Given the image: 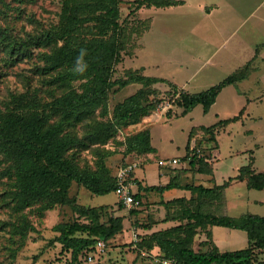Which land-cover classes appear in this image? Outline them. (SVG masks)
<instances>
[{
	"label": "rangeland",
	"instance_id": "obj_1",
	"mask_svg": "<svg viewBox=\"0 0 264 264\" xmlns=\"http://www.w3.org/2000/svg\"><path fill=\"white\" fill-rule=\"evenodd\" d=\"M156 1L123 0L120 3L118 55L109 75L112 80L132 75L155 76L161 80L152 84L144 81L115 84L108 91L107 113L100 107L93 120L68 126V132L82 141L69 153L80 166L94 170L103 158L112 177L121 164L138 161L135 180L139 186L143 180L146 187L148 182L165 181L161 170L165 173L189 166L182 161L188 153V145L193 147L202 141L201 147L209 162H216L215 179L209 181L211 185L224 184L230 178L234 180L227 188L230 215L246 212L264 215V188H249L244 181H235L245 166L264 170V0H179L182 3L172 7L158 6ZM62 2L0 0V102L12 93L37 90L48 108L53 96L63 91L57 83L50 84L60 70L50 69L46 58V53L61 42L47 41L44 35L59 22ZM221 59L226 62L215 65L216 60ZM234 73L239 80L225 86L208 111L199 103L183 113L182 92L206 90ZM83 82L85 80L74 79L71 83L81 90ZM141 89L147 93L143 102L153 106L140 120L123 124L114 134L105 135V139V136L85 138L96 121L113 118L116 106ZM244 107L240 120L221 127L215 133L216 140H209L208 126L239 115ZM145 129L151 131L153 150L131 149L128 138ZM174 158L179 162L173 163ZM2 168L0 166V170ZM142 175L146 180L139 179ZM10 182L8 176L0 178V264H164L161 260L165 252L159 245L149 250L143 248L152 233L165 230L161 191L141 193L142 203L134 207L122 202L116 191L95 194L74 181L70 196L74 197L76 205L104 207L99 223L110 225L111 218L115 221L114 218H119L122 224V228L108 238L104 258L89 263L81 259L85 258L83 251L76 254L61 237L74 231L78 224L95 226L92 217L72 204L47 209L31 205L21 213L33 227L28 229L25 239L20 238L14 229L19 223L12 225L17 221V212L6 194L11 188ZM76 234L93 240L89 250L93 249L97 238H105L95 229L90 232L80 228ZM224 234L217 229V236L224 238ZM238 239L233 244L223 239L220 245L224 243L228 250L244 247L245 242L241 237ZM136 241L142 243V250H137ZM110 249L115 250L113 254Z\"/></svg>",
	"mask_w": 264,
	"mask_h": 264
},
{
	"label": "trees",
	"instance_id": "obj_2",
	"mask_svg": "<svg viewBox=\"0 0 264 264\" xmlns=\"http://www.w3.org/2000/svg\"><path fill=\"white\" fill-rule=\"evenodd\" d=\"M123 0H63L60 19L44 33L47 41L54 40L61 44L52 52L46 53L48 67L59 69L52 77L51 83H57L63 91L53 96V101L46 108L37 90L12 93L8 99L0 102V178L8 176L11 188L6 191L14 203L17 212L16 234L25 239V234L33 226L21 212L28 206L39 205L41 209L52 208L58 204H72L73 207L94 220L95 226L78 224L70 234L61 240L74 249L75 253L89 248L93 242L76 234L77 229H84L104 234L109 243L122 224L119 218L112 219L110 225L99 223L101 209L104 207H83L75 203L70 196L73 182L85 186L95 194H106L117 189L116 175L112 177L105 160L100 158L98 167L80 166L69 151L82 143L78 136L68 132V126L77 125L86 119H94L97 109L102 107L107 113L108 91L115 84L127 85L131 81H144L147 84L158 82L155 76L132 75L127 79L112 80L109 75L112 63L118 55L117 40L120 28L119 5ZM179 0L156 1L158 6L177 5ZM182 3V2H181ZM109 37H107V35ZM16 46L14 45L13 48ZM81 49H86L85 62L88 67L83 74L74 71L76 60ZM74 79H82L81 90L72 86ZM239 80L235 73L224 78L220 83L199 92H182L183 113L186 114L195 105L201 103L208 111L217 100L222 89ZM145 90L128 97L119 103L113 118L107 121H96L88 137L100 139L115 133L119 127L129 122L140 120L143 113L149 112L152 104H145ZM239 115L220 119L206 129L210 141L216 140L215 133L221 127L240 120ZM75 120V121H74ZM105 136L103 139H105ZM80 140V141H79ZM84 140V139H83ZM130 148L153 150L151 131L145 129L133 137H129ZM199 141L193 147L188 145V153L182 161L190 167L205 173H213V163L209 162L205 149ZM191 147V148H190ZM130 162V161H128ZM127 163V162H126ZM135 172V171H134ZM133 172V176H134ZM135 178V177H134ZM246 180L249 187L264 188V170L256 171L252 167H243L237 176ZM233 180L224 184L208 187L204 184H180L175 178L166 185H149L146 190L164 191L167 188L182 187L192 190L190 198L179 197L167 201L165 220H179L180 223L165 228L163 232L150 235L147 246L137 241V250L146 247L148 250L159 245L165 252L164 258L173 259L177 264H264L259 259V249L264 251V216L242 214L239 217L221 215L209 209V198L221 195L225 187ZM222 197V196H221ZM135 198L140 206L142 194L135 191ZM136 211V210H133ZM18 215H22L18 217ZM223 225L244 229L249 234L248 247L222 251L216 244L209 249H195L194 241L200 231H206L211 238L209 227ZM90 229V230H89ZM99 238L95 240L97 242ZM135 242V243H136ZM210 239L202 244H209ZM143 246V248H141ZM141 248V249H140Z\"/></svg>",
	"mask_w": 264,
	"mask_h": 264
},
{
	"label": "crops",
	"instance_id": "obj_3",
	"mask_svg": "<svg viewBox=\"0 0 264 264\" xmlns=\"http://www.w3.org/2000/svg\"><path fill=\"white\" fill-rule=\"evenodd\" d=\"M167 7H172V6H167ZM208 13H210V12H208ZM211 62L214 64L213 60H211ZM224 62H226V59H221V60H218V61L216 60V64L215 65L219 66V65L223 64ZM230 85L231 84H229V86ZM221 92L219 93V95L221 94ZM187 163H188V161H187ZM138 167L136 168L134 173H136ZM158 169H160V168H158ZM213 169H214L213 173H205V172H201V171H198L197 169H194V168L190 167V165L187 166V164H186V165H184V167H181L179 170H177V169H175V170L169 169V171H165V173L161 170L160 175L161 176H163V175L165 176V181L163 183H160V184L159 183H150V182H148V184L145 183V186L146 185L147 186L148 185H166L171 180H173L174 178L180 184L195 183V184H204L205 186H208V187H214V186L221 185V184L211 185V183L209 182V181H212V180L215 179L214 175H215V172H216L215 171L216 170V162L213 163ZM134 175H135V178L137 179L136 176H138V175L137 174H134ZM139 177H140L139 178L140 180H142L144 178L146 180V177L143 176V175L139 176ZM140 180H138V181H140ZM135 181H136V184H137L136 186H138L137 192L140 191L142 194H144L146 191H148V190H144V181L143 180H142L143 182L141 181V185L140 186L138 185L139 183L137 182V180H135ZM235 181H239V182L244 181L247 184V186H248V183H247L246 180L236 179ZM232 183H234V180H233ZM232 183H229V185L232 184ZM142 185H143V187H142ZM228 186L225 187V189L223 190V193L221 195H215V196H212V197L209 198V200H208L209 201V209L211 211H213V212L218 213V214L229 215V216H233V217H239L242 214H254V213H247L246 212V213H242L240 215H230L229 209H230L231 204H229V200H228V197H227V188H228ZM249 188H251V187H249ZM255 189H258V188H255ZM259 190H261V189H259ZM192 194H193L192 190L187 189V188H182V187H172V188H167L164 191H161V201L165 205V218H166V214H167V206H166L165 203L167 201L173 200V199L179 198V197L190 198L192 196ZM254 215H257V214H254ZM260 216H264V215H260ZM178 223H180L179 220H173V219L165 220V228L174 226V225H176ZM217 229H219V231H223V233H225L223 235L224 238H222V235H220V236L216 235ZM209 230L211 231V238L208 237V234H207L206 231H200L198 233V235L196 236L195 241H194L195 249H196L197 246L198 247L202 246L203 250H207L213 244H216L219 247L220 250L226 251L228 249L226 247H224L225 244L223 243V244L220 245V242L223 241V239H225L226 243L233 244V242H238V240H239L238 238L239 237H241L242 241L245 242V246L241 247V248H238V249H242V248L248 247L249 244H250L249 234L244 229L235 228V227H229V226H223V225H212V226L209 227ZM237 231H239V232H237ZM240 231H243V232H240ZM244 233H246V236H245ZM209 239H210L209 244H205V245L202 244L203 241H207ZM111 249H112V247H111ZM229 250H236V249H229ZM259 250L261 251L259 253V259L260 260H264V251L262 249H259ZM114 251L115 250H111V253L113 254Z\"/></svg>",
	"mask_w": 264,
	"mask_h": 264
},
{
	"label": "built area",
	"instance_id": "obj_4",
	"mask_svg": "<svg viewBox=\"0 0 264 264\" xmlns=\"http://www.w3.org/2000/svg\"><path fill=\"white\" fill-rule=\"evenodd\" d=\"M173 163H178L179 159L174 158ZM138 161H130L125 164H121L116 170V179H117V189L116 192L122 202L129 206H137L139 204L138 200L135 198V178L133 172L138 167ZM85 258L82 260L95 263L98 259H103L105 254L108 252L107 242L99 238L95 243L92 250L84 249L83 250ZM82 252V253H83ZM82 256V255H81ZM164 264H177L176 261L168 258H163L161 260Z\"/></svg>",
	"mask_w": 264,
	"mask_h": 264
},
{
	"label": "clouds",
	"instance_id": "obj_5",
	"mask_svg": "<svg viewBox=\"0 0 264 264\" xmlns=\"http://www.w3.org/2000/svg\"><path fill=\"white\" fill-rule=\"evenodd\" d=\"M86 54H87V50L81 49L80 54L77 57L76 67H75L74 71L78 74H83L87 70L88 65L84 59Z\"/></svg>",
	"mask_w": 264,
	"mask_h": 264
}]
</instances>
